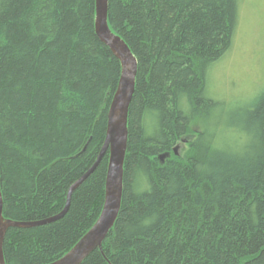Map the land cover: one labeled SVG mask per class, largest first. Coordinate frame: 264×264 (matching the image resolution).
Returning a JSON list of instances; mask_svg holds the SVG:
<instances>
[{
  "label": "trees",
  "instance_id": "obj_1",
  "mask_svg": "<svg viewBox=\"0 0 264 264\" xmlns=\"http://www.w3.org/2000/svg\"><path fill=\"white\" fill-rule=\"evenodd\" d=\"M239 2L109 0V26L138 75L121 211L82 264H264V91L251 102L218 100L207 83L232 48ZM95 18L96 0H0L7 219L59 214L101 151L121 64ZM108 160L73 192L63 218L8 230L6 264H49L83 237L103 208Z\"/></svg>",
  "mask_w": 264,
  "mask_h": 264
},
{
  "label": "water",
  "instance_id": "obj_2",
  "mask_svg": "<svg viewBox=\"0 0 264 264\" xmlns=\"http://www.w3.org/2000/svg\"><path fill=\"white\" fill-rule=\"evenodd\" d=\"M108 11L109 0H96V35L121 64V76L109 107L106 137L101 151L93 166L70 187L63 211L53 217L34 222H17L5 218L3 216V199L0 189V264H6L3 248L8 230L10 228H32L63 218L69 209L73 192L97 169L106 154L109 155V160L105 197L98 219L64 256L49 264H82L94 251L102 248L104 241L119 217L123 198L124 165L129 139L128 116L136 90L138 61L125 40L110 28ZM173 150L176 155H179L180 146L175 147ZM166 157L168 155H161L160 160L164 161Z\"/></svg>",
  "mask_w": 264,
  "mask_h": 264
},
{
  "label": "rangeland",
  "instance_id": "obj_3",
  "mask_svg": "<svg viewBox=\"0 0 264 264\" xmlns=\"http://www.w3.org/2000/svg\"><path fill=\"white\" fill-rule=\"evenodd\" d=\"M239 1L232 48L209 70L208 92L218 100L251 102L264 91V0Z\"/></svg>",
  "mask_w": 264,
  "mask_h": 264
},
{
  "label": "bare ground",
  "instance_id": "obj_4",
  "mask_svg": "<svg viewBox=\"0 0 264 264\" xmlns=\"http://www.w3.org/2000/svg\"><path fill=\"white\" fill-rule=\"evenodd\" d=\"M73 184H74V183H73ZM73 184H72V185H73ZM72 185H71V186H72ZM69 189H70V188H69ZM68 191H69V190H68ZM67 195H68V193H67ZM66 203H67V201H66ZM65 206H66V205H65ZM64 208H65V207H64ZM62 211H63V210H62ZM62 211H61V212H62ZM54 216H55V215H54ZM52 217H53V216H52ZM49 218H50V217H49Z\"/></svg>",
  "mask_w": 264,
  "mask_h": 264
}]
</instances>
